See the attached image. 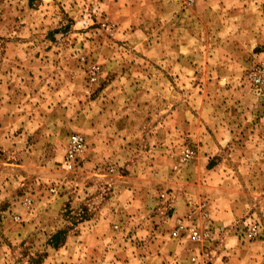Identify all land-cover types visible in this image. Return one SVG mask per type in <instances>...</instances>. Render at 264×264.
Here are the masks:
<instances>
[{"label":"rangeland","instance_id":"374dc122","mask_svg":"<svg viewBox=\"0 0 264 264\" xmlns=\"http://www.w3.org/2000/svg\"><path fill=\"white\" fill-rule=\"evenodd\" d=\"M0 264H264V0H0Z\"/></svg>","mask_w":264,"mask_h":264},{"label":"built area","instance_id":"2783aa9c","mask_svg":"<svg viewBox=\"0 0 264 264\" xmlns=\"http://www.w3.org/2000/svg\"><path fill=\"white\" fill-rule=\"evenodd\" d=\"M194 0H187V3L190 4ZM250 76V75H249ZM259 81V78L256 79ZM85 143L84 136L81 134L73 133L70 134L67 138L66 143V152L61 162V167L65 171H72L75 167L77 160L78 152L81 150ZM192 151L187 149L183 154V160H186L191 157ZM173 239H183L187 238L191 242H198L201 238L206 236V232H200L193 225L187 226L184 223L180 222L172 233ZM257 234V227L254 224H250L247 230L244 232L246 238H252Z\"/></svg>","mask_w":264,"mask_h":264},{"label":"crops","instance_id":"0c3cea01","mask_svg":"<svg viewBox=\"0 0 264 264\" xmlns=\"http://www.w3.org/2000/svg\"><path fill=\"white\" fill-rule=\"evenodd\" d=\"M227 179H228V183H236V182H239V178L237 177V176H235L234 175V173L231 175V176H229V177H227ZM219 181H221V180H219ZM213 181H211L210 180V177L209 176H207L206 177V180H204L202 183H203V185H202V193L203 194H205V192L207 191L206 190V188L208 187V185H207V183H212ZM241 183V182H240ZM217 189L219 190V185L217 184ZM186 194V193H185ZM207 195V194H206ZM208 197H210V196H207V199H208ZM199 198H204V196H202V197H199ZM206 198V197H205ZM211 198V197H210ZM237 199H238V197H236ZM175 201H178V198L176 197V199H174L173 200V202L176 204V202ZM211 201H212V199H211ZM213 202V201H212ZM216 202H217V199L213 202V204H214V206H215V208L217 209V207H216ZM233 203H236L235 201H233ZM209 204V202L207 203V204H205V205H208ZM219 213V212H218ZM227 216V218H229L230 216H232V214L231 213H229V215L227 214L226 215ZM177 219V217H176V215H171L170 217H169V221L171 222V221H174V220H176ZM213 219V218H212ZM208 222H210V220H208ZM224 222H226V220L225 219H223L222 217L221 218H219V219H217V218H215L214 217V219H213V221H212V223L215 225L216 223H218V224H221V223H224ZM174 240V239H173ZM183 240V239H182ZM177 241V246L180 248V249H182L183 250V248H184V246H185V243H184V245H183V243H182V241H178V240H176ZM162 259H163V257H162Z\"/></svg>","mask_w":264,"mask_h":264}]
</instances>
